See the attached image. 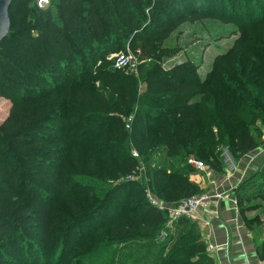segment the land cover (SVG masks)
<instances>
[{
    "label": "trees",
    "instance_id": "16d2710c",
    "mask_svg": "<svg viewBox=\"0 0 264 264\" xmlns=\"http://www.w3.org/2000/svg\"><path fill=\"white\" fill-rule=\"evenodd\" d=\"M217 1L51 0L40 10L13 0L0 43V97L12 101L0 124V264L87 248L103 264H215L197 225L169 226L147 192L176 206L204 194L190 158L222 174L216 148L237 163L264 145L260 39H239L206 80L191 77L189 61L163 67L176 31L215 12L236 21L243 4L241 26L264 29L260 0ZM127 44L144 61L136 75L107 61ZM140 166L141 180L129 179ZM235 194L245 226L264 238V218L247 216L252 200L264 201V169ZM257 253L264 261V241Z\"/></svg>",
    "mask_w": 264,
    "mask_h": 264
},
{
    "label": "rangeland",
    "instance_id": "374dc122",
    "mask_svg": "<svg viewBox=\"0 0 264 264\" xmlns=\"http://www.w3.org/2000/svg\"><path fill=\"white\" fill-rule=\"evenodd\" d=\"M217 3V0H212ZM260 8L258 11L264 13V0H260ZM243 4L237 6L234 9V13L238 15L236 21H232L231 10H227L226 16L223 18L220 12L213 13L215 19H206L201 20L195 23H186L182 27H180L176 33L172 36V38L167 43L166 48L168 49V53L166 54V58L163 60L164 68H171L177 64H181L184 62H192L193 69L191 73V77L195 79L206 80L207 75L213 70L214 63L217 58L224 55L228 52L234 44L243 37H251L260 39V41L264 44V29L262 28H254L248 29L243 28L241 24L243 23L242 16L243 13ZM237 45V44H236ZM129 47L132 55L137 58L139 61V67L144 63L140 59L141 53L140 51L133 50L130 48L129 44H127L122 51L116 52L114 54H110L107 58L109 61L110 56L118 55L121 53H125L127 48ZM113 70L111 67L108 68ZM124 73V72H123ZM126 74V73H124ZM99 86V83H97ZM145 90V86H142V91ZM12 108V101L6 100L0 97V124H2L10 115V111ZM133 117H130L129 122H131ZM129 131L130 128L126 127ZM263 145L260 147L262 148ZM216 152L220 153V157L223 159V163L225 168L233 167L232 164H236L235 160L230 155L227 148H216ZM134 153L137 155L134 156ZM132 156L136 159H140V155L138 151L133 147L132 148ZM195 157L190 158V160H195ZM162 160V159H161ZM199 162V161H198ZM202 163V162H201ZM238 163V162H237ZM143 164V163H140ZM189 164V161H188ZM203 164V163H202ZM141 167V166H140ZM144 169V167H141ZM230 171V169H229ZM142 171H135V182H139L141 180ZM144 173V172H143ZM194 175V174H193ZM121 182V180L116 181V183ZM129 196V195H124ZM131 197V196H130ZM250 206H254V209L251 211L252 217L260 216L264 218V201L260 198H256L249 203ZM107 214V213H106ZM96 225H100L101 221H96ZM172 226V225H169ZM186 226H183V229ZM93 231V230H92ZM261 232V231H260ZM91 235V231L89 232ZM264 234V227L259 236ZM164 235H162L163 237ZM259 238V237H258ZM162 239L160 238V241ZM103 243L101 241L98 245L100 246ZM61 248V247H60ZM96 250V249H94ZM62 251V250H61ZM91 249H86L80 251L76 250H65L66 260L63 258V254H61L60 249H55L52 254H45L44 260L46 264H103L106 258V255H96L91 257Z\"/></svg>",
    "mask_w": 264,
    "mask_h": 264
},
{
    "label": "crops",
    "instance_id": "0c3cea01",
    "mask_svg": "<svg viewBox=\"0 0 264 264\" xmlns=\"http://www.w3.org/2000/svg\"><path fill=\"white\" fill-rule=\"evenodd\" d=\"M232 165L222 174L207 170L191 176V181L211 199L208 207L190 220L197 225L207 248L214 246L211 256L215 264H259L257 247L264 238H258L245 226L235 191L245 180L264 169V145ZM247 216L253 218L251 212Z\"/></svg>",
    "mask_w": 264,
    "mask_h": 264
},
{
    "label": "built area",
    "instance_id": "2783aa9c",
    "mask_svg": "<svg viewBox=\"0 0 264 264\" xmlns=\"http://www.w3.org/2000/svg\"><path fill=\"white\" fill-rule=\"evenodd\" d=\"M50 3L51 0H36L37 7L40 10L47 9ZM109 61L114 62L115 69L122 71L127 75L138 74L139 61L132 55L129 47L127 48V51L125 53L110 56ZM127 127L130 128L129 125ZM136 155L137 154L134 153V156ZM188 165L195 171V173H205L207 171V168L204 166V164L196 160H189ZM142 170L140 169L139 171ZM129 179L135 180L132 177H129ZM218 198H220V196H218ZM147 199L152 205L157 207L158 210L167 213L170 220L169 225H172L182 218H194L202 210V208L208 207L211 197L208 194L204 193L200 196H193L183 199L176 206H167L154 198L148 191ZM214 250L215 248L212 245H209L207 248V251L210 254L213 253ZM259 264H264V261H260Z\"/></svg>",
    "mask_w": 264,
    "mask_h": 264
},
{
    "label": "water",
    "instance_id": "95a60500",
    "mask_svg": "<svg viewBox=\"0 0 264 264\" xmlns=\"http://www.w3.org/2000/svg\"><path fill=\"white\" fill-rule=\"evenodd\" d=\"M13 0H0V43L7 38L12 28L11 6Z\"/></svg>",
    "mask_w": 264,
    "mask_h": 264
}]
</instances>
